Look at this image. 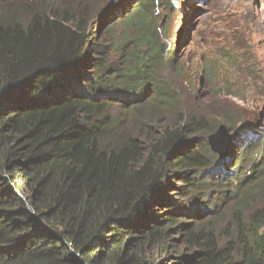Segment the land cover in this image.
I'll list each match as a JSON object with an SVG mask.
<instances>
[{
  "label": "trees",
  "instance_id": "1",
  "mask_svg": "<svg viewBox=\"0 0 264 264\" xmlns=\"http://www.w3.org/2000/svg\"><path fill=\"white\" fill-rule=\"evenodd\" d=\"M114 1L0 0V264H264V137L213 152L158 1Z\"/></svg>",
  "mask_w": 264,
  "mask_h": 264
},
{
  "label": "rangeland",
  "instance_id": "2",
  "mask_svg": "<svg viewBox=\"0 0 264 264\" xmlns=\"http://www.w3.org/2000/svg\"><path fill=\"white\" fill-rule=\"evenodd\" d=\"M34 1L38 0H17L24 5ZM68 1L71 9L87 7L81 14L88 12L89 17L109 8L105 26L118 2ZM157 1L156 12H163L165 23L161 47L169 56L174 52V64L162 75L172 89L185 94L183 104L193 110L195 105L211 119L229 117V124H218L238 135L228 140L224 154L245 133L251 139L264 137V0H173L172 8L166 0Z\"/></svg>",
  "mask_w": 264,
  "mask_h": 264
},
{
  "label": "water",
  "instance_id": "3",
  "mask_svg": "<svg viewBox=\"0 0 264 264\" xmlns=\"http://www.w3.org/2000/svg\"><path fill=\"white\" fill-rule=\"evenodd\" d=\"M162 52H165V49L162 48ZM234 134H230L229 130L225 127L224 124H219L214 133H210L207 136V142L209 148L217 153L222 154L224 149L226 148L227 142L231 139Z\"/></svg>",
  "mask_w": 264,
  "mask_h": 264
},
{
  "label": "clouds",
  "instance_id": "4",
  "mask_svg": "<svg viewBox=\"0 0 264 264\" xmlns=\"http://www.w3.org/2000/svg\"><path fill=\"white\" fill-rule=\"evenodd\" d=\"M171 1L173 2V0H171ZM163 48H164V47H163ZM161 50H162V47H161ZM168 52H169V51H168ZM162 53H163V52H162ZM169 53H170V52H169ZM163 54H164L165 56H166V55H168V54H167V53H165V52H164ZM218 125H219V124H218ZM218 125H217V126H218ZM225 127H226V126H225ZM216 128H217V127H216ZM226 128H227V127H226ZM227 129H228V128H227ZM215 130H216V129H215ZM228 130H229V129H228ZM213 132H214V131H213ZM213 132H212V133H213ZM229 132H230V131H229ZM234 132H236V131H234ZM234 132H233V133H230V134H234V136H233V137H235V136H237V135H238V133H237V132H236V133H234ZM208 135H209V134H208ZM207 143H208V142H207ZM225 149H226V148H225ZM225 149H224L223 153L225 152ZM223 153H222L221 155H220V154H218V155H219V156H222V155H223ZM216 154H217V153H216Z\"/></svg>",
  "mask_w": 264,
  "mask_h": 264
}]
</instances>
